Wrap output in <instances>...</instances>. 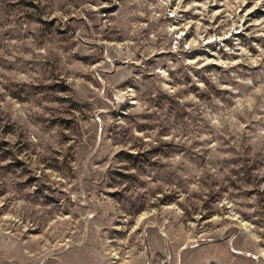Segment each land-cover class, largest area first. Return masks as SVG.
<instances>
[{"label": "rangeland", "instance_id": "374dc122", "mask_svg": "<svg viewBox=\"0 0 264 264\" xmlns=\"http://www.w3.org/2000/svg\"><path fill=\"white\" fill-rule=\"evenodd\" d=\"M0 264H264V0H0Z\"/></svg>", "mask_w": 264, "mask_h": 264}]
</instances>
